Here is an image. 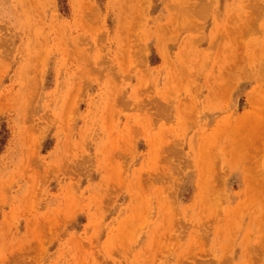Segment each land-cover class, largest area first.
<instances>
[{"label":"rangeland","instance_id":"374dc122","mask_svg":"<svg viewBox=\"0 0 264 264\" xmlns=\"http://www.w3.org/2000/svg\"><path fill=\"white\" fill-rule=\"evenodd\" d=\"M0 264H264V0H0Z\"/></svg>","mask_w":264,"mask_h":264},{"label":"bare ground","instance_id":"6f19581e","mask_svg":"<svg viewBox=\"0 0 264 264\" xmlns=\"http://www.w3.org/2000/svg\"><path fill=\"white\" fill-rule=\"evenodd\" d=\"M202 177H204V176H202ZM200 181H201V183H202V178L200 179ZM203 181H205V179H203Z\"/></svg>","mask_w":264,"mask_h":264}]
</instances>
